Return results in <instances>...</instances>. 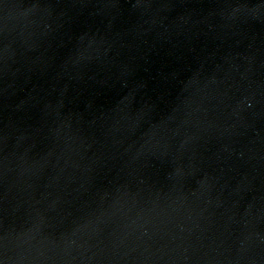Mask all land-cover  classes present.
Instances as JSON below:
<instances>
[{
    "label": "water",
    "instance_id": "water-1",
    "mask_svg": "<svg viewBox=\"0 0 264 264\" xmlns=\"http://www.w3.org/2000/svg\"><path fill=\"white\" fill-rule=\"evenodd\" d=\"M0 264H264V0H0Z\"/></svg>",
    "mask_w": 264,
    "mask_h": 264
}]
</instances>
